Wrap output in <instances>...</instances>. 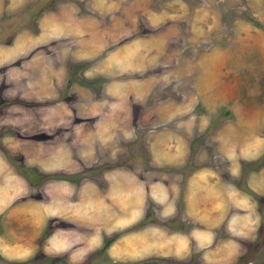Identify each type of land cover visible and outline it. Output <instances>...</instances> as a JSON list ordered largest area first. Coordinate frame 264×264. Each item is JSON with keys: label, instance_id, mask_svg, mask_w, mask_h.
Listing matches in <instances>:
<instances>
[{"label": "crops", "instance_id": "0c3cea01", "mask_svg": "<svg viewBox=\"0 0 264 264\" xmlns=\"http://www.w3.org/2000/svg\"><path fill=\"white\" fill-rule=\"evenodd\" d=\"M27 1L0 0V14L5 10L21 12ZM106 1L84 0L82 9L61 0L54 8H43L33 20L8 21L4 27L6 32L10 29L8 37L0 32V251L17 259L37 250L49 256L63 252L79 259L98 246V230L139 219L149 200L158 206L160 219L197 222L167 231L149 225L156 243H161L157 233L169 237L162 252L181 254L191 237L205 247V253L213 252L211 258L216 253L226 258V254L240 250L238 238L251 237L261 227L252 197L219 180L207 164L192 165L181 192V177H161L178 172L172 168L186 162L189 123L200 121L190 115L196 101L181 92L189 84L183 79L189 67L183 63L169 66L173 54L166 52V40L180 34L181 23H174L167 10L152 6L150 0L139 1L142 5L133 8L131 17L124 19L122 14L115 23L100 22L97 9ZM52 42L60 43L59 47H51ZM59 54L64 60L67 55L72 65L95 58L96 62L83 71L88 81L98 75L125 77L106 81L97 98L83 90L86 100L75 111L70 101L57 94L59 77L66 76V86L69 81V71L66 64H59ZM204 54L194 58L199 67L192 74L195 82L191 85L197 96L204 91L206 81L208 94L218 91L215 82L204 79ZM213 56L210 54L209 59ZM156 64L162 65L161 71L147 72ZM168 85L169 90L181 95L155 100L159 87ZM147 95L151 96L149 102L144 101ZM134 103L143 104L137 124L142 121L150 127L142 125L148 142L144 164L171 166L166 171L158 169L161 172L151 181L136 175L143 162H121L125 154L118 147L120 140L135 134L131 124ZM165 121L174 125L165 126ZM260 145L257 138H250L243 156L261 153ZM103 162L110 163L102 166L98 175L88 173ZM28 168L70 177L33 180L26 173ZM247 184L264 196V169L249 173ZM49 219H63L76 227L57 225L47 231ZM76 228L83 231L79 233ZM225 233L226 238L222 236ZM215 235L218 239H213ZM130 241L134 244L135 239Z\"/></svg>", "mask_w": 264, "mask_h": 264}, {"label": "rangeland", "instance_id": "374dc122", "mask_svg": "<svg viewBox=\"0 0 264 264\" xmlns=\"http://www.w3.org/2000/svg\"><path fill=\"white\" fill-rule=\"evenodd\" d=\"M58 1L61 0H28L24 11L19 15L11 14L7 10L3 11L0 14L1 36L7 37L10 33V29L6 32L4 28L8 21L18 18L33 20L39 8H54ZM139 1L141 0H108L100 5V9H97L96 19L100 22L115 23L118 15L123 14L124 19L131 17L133 8H136L139 3L142 5ZM63 2L82 9L85 7L84 0H63ZM150 4L167 10L168 18L170 17L174 23L176 21L181 23L180 34L166 40L168 44L166 52L173 54L171 56L173 61L171 60L169 66H179L183 63L189 67V74L183 77L189 84L184 86L186 91L181 92L186 97L188 95V99L196 101L190 115L200 120L189 123L190 127L185 139L189 147L186 162L182 166L172 168L181 172H167L161 174V177L165 175L168 178L171 177L170 175H173L172 178L176 175L181 177V180H178L181 192L185 185V174L193 168L192 165H210L214 168L219 180L236 185L238 191L252 197L260 214L261 227H258L259 229L253 232L251 237L238 238L240 250L226 254V258H220L218 253L211 258L213 252L209 255L205 253V247L198 246L191 237L187 239L184 252L172 255L161 251L162 245L164 246L165 240L169 237L163 233L158 235L152 232L161 240V243H156L153 239L154 235L149 234L147 227L154 224L156 229L161 227L164 228L163 231H167L179 227L186 228L197 222L179 218L160 219L157 217L158 206L146 200L145 212L139 219L124 224L123 221H119L118 224H122L111 229L103 228L100 231L97 229L100 233V236H97L100 240L98 246H94L92 252L79 259H71L63 252L56 256H49L39 250L30 254L29 257L17 259L8 258L5 252L0 251V264H264V196L253 191L247 184L249 173L257 174L264 169V0H150ZM202 24L203 28H201ZM140 28L143 31L144 25L141 24ZM50 44H53L51 47L60 45L56 42ZM200 52L205 53L202 60L204 79L215 82L214 87L218 91L208 94L209 85L206 81L203 85L204 91L199 92L197 96L191 84L195 82V75L192 74L199 67L195 64L197 60L194 58ZM210 54L214 56L209 59ZM67 57L66 55L65 61L64 55L59 54V64L61 66L66 64L69 81L66 86V76L59 77L57 94L60 99L70 101L75 111L86 100L83 90L87 91L90 97L97 98L103 93L102 86L106 81L125 77L124 75L119 77L98 75L92 77L89 82L87 77H84L83 71L96 62L95 58L77 61L72 65L69 57L66 59ZM49 60L52 62V57ZM80 62L84 64H79ZM161 68L162 65L156 64L148 68L147 72L161 71ZM131 76L127 75V77ZM163 87H159L156 93L158 95H154L155 100L164 96L170 98L181 95L178 91L169 90V85ZM161 91L162 95H159ZM150 99L151 96L147 95L144 101L149 102ZM210 99L211 107L208 106ZM141 106H143L141 103L133 105L131 124L135 134L131 138L123 136L118 146L125 154L121 157V162L124 163L140 161L144 164V149L148 142L143 126L148 127V125H143L142 121L141 125L137 124L140 121ZM153 123H155L154 119ZM163 124L170 127L174 125V122L165 121ZM250 138L258 139L261 144V153L246 158L243 156V149ZM16 162L20 163V160ZM106 163L110 162L98 163L99 165L88 173L98 175ZM20 165L22 166V161ZM142 167H137L136 175L147 177V181L159 175L161 170L158 169L162 168L166 171L171 168V166H157L151 163L144 164ZM26 173L33 180L48 178L45 177L46 174L42 176L33 168H28ZM61 174L65 175V173L59 175ZM51 175L56 177L54 174ZM72 224L63 219H49L46 226L49 231L52 226L57 225L67 229L76 227H71ZM221 226L220 229L223 232L225 222ZM78 231L80 233L83 230L78 229ZM222 236L226 238L227 234ZM131 237L135 239L134 244L130 241ZM106 238L111 240L101 249ZM213 239L218 237L215 235ZM116 240L119 241L118 244Z\"/></svg>", "mask_w": 264, "mask_h": 264}, {"label": "trees", "instance_id": "16d2710c", "mask_svg": "<svg viewBox=\"0 0 264 264\" xmlns=\"http://www.w3.org/2000/svg\"><path fill=\"white\" fill-rule=\"evenodd\" d=\"M43 8H39L37 11L39 12V11H41ZM24 11V9L21 11V12H17L16 14H21L22 12ZM37 12V13H38ZM37 15V14H36ZM19 19V18H18ZM20 20H21V18H20ZM26 20H32V19H26ZM22 21H24V20H22ZM9 36V35H8ZM7 36V37H8ZM91 81V80H90ZM89 81V82H90ZM60 173H56V174H54V176H56V177H65V178H68L67 176H65V175H63V174H61V175H59ZM40 175H42L43 176V174H41L40 173ZM45 175V174H44ZM50 177V176H52L51 174H46L45 175V177ZM110 240H111V238H106L105 240H104V242H103V245L101 246V249H103L105 246H107V244L110 242ZM100 249V250H101ZM113 264H115V263H113Z\"/></svg>", "mask_w": 264, "mask_h": 264}]
</instances>
